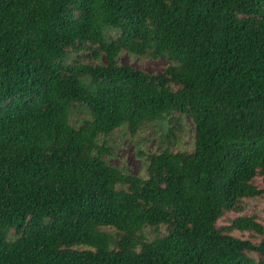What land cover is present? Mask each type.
I'll use <instances>...</instances> for the list:
<instances>
[{
	"label": "trees",
	"instance_id": "1",
	"mask_svg": "<svg viewBox=\"0 0 264 264\" xmlns=\"http://www.w3.org/2000/svg\"><path fill=\"white\" fill-rule=\"evenodd\" d=\"M252 200L264 0H0V264H264Z\"/></svg>",
	"mask_w": 264,
	"mask_h": 264
},
{
	"label": "rangeland",
	"instance_id": "2",
	"mask_svg": "<svg viewBox=\"0 0 264 264\" xmlns=\"http://www.w3.org/2000/svg\"><path fill=\"white\" fill-rule=\"evenodd\" d=\"M120 64H126L133 68L140 69L146 73L156 74L161 72L167 65L166 61L162 59H140L133 58L127 54H122L119 58ZM193 135L191 129H188L187 136L181 142L182 147H187ZM114 144V155L115 157L110 162L113 165L124 166L129 173L133 175H140L141 161L136 156L137 151L148 152L154 144V140L150 135V131H141L135 136H129L124 133H116L113 136ZM243 214L244 216H249L251 213H258L264 223V213L262 211L263 203L257 200H252L249 202V207ZM235 214H228L220 224L226 223L229 219L236 217ZM240 238H244L245 235H238Z\"/></svg>",
	"mask_w": 264,
	"mask_h": 264
}]
</instances>
